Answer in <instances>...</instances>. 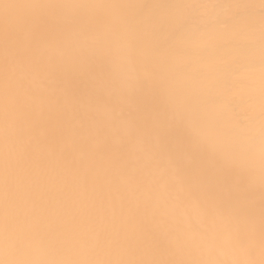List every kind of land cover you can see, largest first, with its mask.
Wrapping results in <instances>:
<instances>
[{
	"label": "bare ground",
	"instance_id": "obj_1",
	"mask_svg": "<svg viewBox=\"0 0 264 264\" xmlns=\"http://www.w3.org/2000/svg\"><path fill=\"white\" fill-rule=\"evenodd\" d=\"M34 2L88 5L59 11L83 21L81 39L120 87L96 94L79 81L69 87L49 71L60 58L54 40L31 45L23 59L15 44L6 49V25L53 11L21 6ZM262 15L261 0H0V180L6 152L15 160L18 150L5 143L7 59L30 111L26 207L36 208L18 225L35 243L9 256L0 251V260L261 264ZM128 79L138 82L137 92H158L166 105L149 127L127 103ZM161 123L170 133L180 130L173 143L186 137L209 161L226 159L248 175L249 192L201 190L161 147ZM150 231L167 247L152 245ZM98 233L128 242L96 247Z\"/></svg>",
	"mask_w": 264,
	"mask_h": 264
},
{
	"label": "snow or ice",
	"instance_id": "obj_2",
	"mask_svg": "<svg viewBox=\"0 0 264 264\" xmlns=\"http://www.w3.org/2000/svg\"><path fill=\"white\" fill-rule=\"evenodd\" d=\"M38 9H51L42 11L31 18H21L16 21L15 27L5 26L3 42L6 49H11L15 44L16 55L23 59L33 44L42 40H54L60 50V58L53 61L49 71L56 75L69 87L73 82L79 81L81 87L98 93L106 86L120 87L114 79L110 65L101 56L90 54V46H86L81 39L84 28L83 21L75 15H65L62 11L68 8L88 7L82 4H58V3H29L21 5ZM118 7V6H112ZM261 8L264 10V0H261ZM26 33V38L22 34ZM262 48H264V15H262L261 28ZM21 81L15 76L13 65L7 59L4 68L3 83V113L5 124L6 146L16 143L18 146L16 159L13 160L10 152H6L2 180H0V251L5 256L25 251L34 239L22 232L18 225L22 215L27 211H35V205L31 209L26 207L30 199L28 181L30 170V146L24 141L26 134L25 123L30 119V111L17 93L16 89ZM138 82L128 79L122 91L127 103L134 107L133 116L137 123L143 127H149L155 123L154 116L166 113V105L156 91L145 90L137 92ZM15 129V136L13 135ZM161 147L174 155L177 160L178 170L194 180L197 186L209 195L220 194V189L225 186H234L237 195L249 192L251 180L248 175L238 172L226 159H213L209 161L192 145L185 137L184 143H173L170 137L181 135L180 130L170 131L161 123L159 127ZM189 153L187 161L183 153ZM260 172H261V235L264 243V129L261 132L260 144ZM192 184L189 183L187 195L191 197ZM148 241L157 247H167L168 241L155 232H149ZM58 242V241H53ZM128 242L123 236L110 239L102 234H96L92 243L96 247L106 245H119ZM0 264H207L199 261H162V260H123V261H32L19 259H2ZM264 264V260L261 261Z\"/></svg>",
	"mask_w": 264,
	"mask_h": 264
}]
</instances>
